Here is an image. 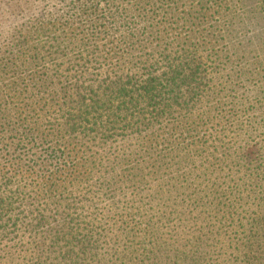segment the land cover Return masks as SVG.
<instances>
[{"label":"trees","instance_id":"16d2710c","mask_svg":"<svg viewBox=\"0 0 264 264\" xmlns=\"http://www.w3.org/2000/svg\"><path fill=\"white\" fill-rule=\"evenodd\" d=\"M0 264H264V0H0Z\"/></svg>","mask_w":264,"mask_h":264}]
</instances>
